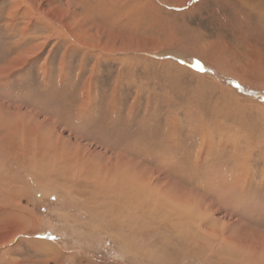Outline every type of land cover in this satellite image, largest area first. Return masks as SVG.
Wrapping results in <instances>:
<instances>
[{
	"label": "rangeland",
	"instance_id": "1",
	"mask_svg": "<svg viewBox=\"0 0 264 264\" xmlns=\"http://www.w3.org/2000/svg\"><path fill=\"white\" fill-rule=\"evenodd\" d=\"M263 149L264 0H0V264H264Z\"/></svg>",
	"mask_w": 264,
	"mask_h": 264
},
{
	"label": "bare ground",
	"instance_id": "2",
	"mask_svg": "<svg viewBox=\"0 0 264 264\" xmlns=\"http://www.w3.org/2000/svg\"><path fill=\"white\" fill-rule=\"evenodd\" d=\"M165 4V2H163ZM168 5V4H167ZM179 5V4H178ZM178 5L175 3V6L178 7ZM173 34V33H172ZM185 42V41H184ZM180 44V43H179ZM13 142V141H12ZM251 147H256V144L255 145H251L250 144L247 146V148H251ZM249 150V149H248ZM264 150V149H263ZM3 155V154H2ZM20 185V184H19ZM19 187V186H18ZM183 200V199H182ZM5 209V208H4ZM14 209V208H13ZM20 210H21V207H20ZM18 211V210H17ZM19 212V211H18ZM14 214V213H13ZM10 216V215H9ZM15 216V215H14ZM13 217V216H12ZM16 217V216H15ZM207 219V218H206ZM2 223V221H0ZM202 222V221H201ZM202 225V224H201ZM199 225V228H200V231L201 229H203V227L201 228ZM2 226V225H1ZM180 226V225H179ZM196 226V225H195ZM4 228V227H3ZM18 229V228H17ZM1 230V229H0ZM6 230V231H5ZM13 226L12 228L10 227V225H6V228H4L2 231H0V244H2V242H6V241H9V240H12L11 238H13L14 236L12 235L13 234ZM16 231V230H15ZM175 231V230H174ZM186 231V230H185ZM199 231V230H198ZM16 232H14L15 234ZM207 234V233H206ZM13 236V237H12ZM176 236V235H175ZM188 236V234H185V237ZM169 238H165L166 242L165 243H168ZM40 243H43V241H40ZM4 246V245H3ZM186 247V246H185ZM210 247V246H209ZM9 248V247H8ZM184 249V247H183ZM186 249V248H185ZM138 251V250H137ZM143 252V251H142ZM176 252V251H175ZM178 252V251H177ZM160 253V252H159ZM172 254V252H171ZM176 254V253H175ZM166 255V254H165ZM179 256V255H178ZM150 260L152 261L151 264H172V260L171 259H167L165 258L164 255L162 254H157L155 252H151L150 256H149ZM178 258V257H177ZM176 260V259H175ZM175 263V262H174ZM177 263V262H176Z\"/></svg>",
	"mask_w": 264,
	"mask_h": 264
}]
</instances>
